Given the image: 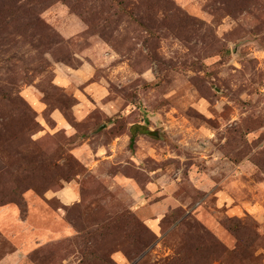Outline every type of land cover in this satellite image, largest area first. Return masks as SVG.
Instances as JSON below:
<instances>
[{"label": "rangeland", "instance_id": "1", "mask_svg": "<svg viewBox=\"0 0 264 264\" xmlns=\"http://www.w3.org/2000/svg\"><path fill=\"white\" fill-rule=\"evenodd\" d=\"M0 264H264V0H0Z\"/></svg>", "mask_w": 264, "mask_h": 264}, {"label": "trees", "instance_id": "2", "mask_svg": "<svg viewBox=\"0 0 264 264\" xmlns=\"http://www.w3.org/2000/svg\"><path fill=\"white\" fill-rule=\"evenodd\" d=\"M133 128L136 129V130H137V129H139V130H144V129H143L141 126H139V125H134L131 129H133ZM145 132H146V131H145ZM130 140H132L131 142H133V136L130 137Z\"/></svg>", "mask_w": 264, "mask_h": 264}]
</instances>
